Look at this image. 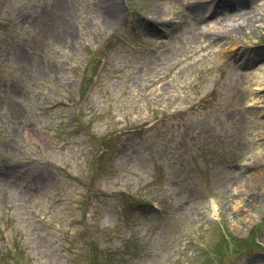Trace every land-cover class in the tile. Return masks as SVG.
I'll return each instance as SVG.
<instances>
[{
  "label": "rangeland",
  "instance_id": "rangeland-1",
  "mask_svg": "<svg viewBox=\"0 0 264 264\" xmlns=\"http://www.w3.org/2000/svg\"><path fill=\"white\" fill-rule=\"evenodd\" d=\"M239 1L0 0V264H264V0Z\"/></svg>",
  "mask_w": 264,
  "mask_h": 264
},
{
  "label": "bare ground",
  "instance_id": "bare-ground-1",
  "mask_svg": "<svg viewBox=\"0 0 264 264\" xmlns=\"http://www.w3.org/2000/svg\"><path fill=\"white\" fill-rule=\"evenodd\" d=\"M187 4L191 5V7L189 6V9H191V14L193 15V18H197V21L203 20V19H207L209 16L213 15L215 13V11H211L209 16H205L204 13L208 12L210 10H212L214 8V5H218L220 9L223 10H230L235 11V4L236 3H240L241 1L239 0H232L230 2H226L225 0H185ZM240 6V5H239ZM198 8L202 9L203 12L199 13L198 12ZM154 11L157 13V18L155 19L156 21H164L165 19H161L162 16H164L163 14V8L160 5H157V7L154 8ZM234 16H236L237 12H234ZM162 15V16H161ZM109 18L108 19H113V16L111 14H108ZM159 16V17H158ZM239 18H243L242 15H239ZM254 17L255 16H251L249 17L247 20H243L244 22H246L245 26L243 24H240L239 26L235 27L233 29H230L227 23H224V21H218V19H216V21H213L211 24H209L208 26L204 27V28H199V35L198 36H191L192 41L194 42H198L199 37H204L206 36V38H209L211 36H217L218 38H225L228 41H233L236 42V39H232L230 36L231 32H235V33H242L243 31H246V29L248 27L251 28V26H253L254 23ZM234 21L237 22V20L233 19ZM162 23V22H161ZM179 25L181 27L184 26V23L182 21L179 22ZM179 29V27H178ZM179 33H177L176 35H174V39H176V37L178 36ZM160 56V55H159ZM162 56L158 57V56H150L149 58L157 63L159 61V59H161ZM248 59V58H247ZM247 59L244 60L243 64L247 63ZM251 59V58H250ZM157 61V62H156ZM249 84H252V89L254 92H262L264 91V71L263 73H259L257 78L254 80L253 78L250 79L248 81ZM264 102V100H260L259 97L257 96H253V98L250 100L251 105L253 106H259L260 103ZM258 156L261 160V164L264 163V154H263V150H260L258 152ZM251 167H253L255 164L252 162L249 164H246ZM247 170V168H246ZM259 173V176L257 177V179L254 180V182H252V184H249V186L253 187L256 190V194L261 197L262 199H264V170L260 169L257 171ZM253 173H250V175ZM246 176V174H245ZM262 176V177H260ZM249 177V176H248ZM255 184V185H254ZM248 186V185H247ZM263 243V242H262ZM260 247H263L264 244L259 245Z\"/></svg>",
  "mask_w": 264,
  "mask_h": 264
}]
</instances>
